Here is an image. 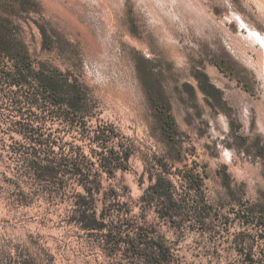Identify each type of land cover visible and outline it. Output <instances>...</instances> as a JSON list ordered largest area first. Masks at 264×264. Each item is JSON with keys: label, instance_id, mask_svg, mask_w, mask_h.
<instances>
[{"label": "rangeland", "instance_id": "obj_1", "mask_svg": "<svg viewBox=\"0 0 264 264\" xmlns=\"http://www.w3.org/2000/svg\"><path fill=\"white\" fill-rule=\"evenodd\" d=\"M0 264H264V0H0Z\"/></svg>", "mask_w": 264, "mask_h": 264}, {"label": "trees", "instance_id": "obj_2", "mask_svg": "<svg viewBox=\"0 0 264 264\" xmlns=\"http://www.w3.org/2000/svg\"><path fill=\"white\" fill-rule=\"evenodd\" d=\"M89 217H90V219H92V220H90V219H88L87 217H85V224L87 225L88 228H90V229H94V228H96V227L101 226V224L98 223V222L94 219V216H93V215H92V216H89ZM87 219L90 220V221H88Z\"/></svg>", "mask_w": 264, "mask_h": 264}]
</instances>
